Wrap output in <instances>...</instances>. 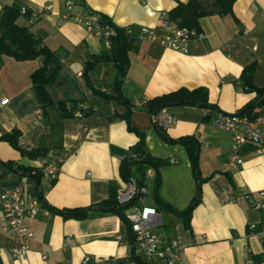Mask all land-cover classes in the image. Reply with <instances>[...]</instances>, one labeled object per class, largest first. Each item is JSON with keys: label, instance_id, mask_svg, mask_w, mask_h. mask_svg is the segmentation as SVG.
<instances>
[{"label": "crops", "instance_id": "1", "mask_svg": "<svg viewBox=\"0 0 264 264\" xmlns=\"http://www.w3.org/2000/svg\"><path fill=\"white\" fill-rule=\"evenodd\" d=\"M189 1L0 0V17L4 7L27 10L30 16H20L17 25L27 28L61 65L60 83L46 86L53 104L42 109L29 78L42 60L16 62L0 57V102L4 101L0 105V136L17 131L23 151L46 152L43 157L29 159L0 141V161L33 168L40 175L47 167L56 171L54 180L21 178L17 186L26 197L38 200L40 194L57 210L99 205L128 184L121 177V161L138 142L124 121L107 120L122 114L124 108L90 93L80 76L88 61L108 55L110 50L64 17L95 14L121 29L146 27L162 35L161 14L169 15ZM67 3L72 6L70 11ZM198 26L203 38L192 40L186 55L133 40L121 94L134 107L130 126L143 134L146 152L169 163L158 169L156 191V172L148 169L143 174L144 187H150L148 205L161 217L155 232L165 240H178L188 264H252V257L264 258V242L249 229L251 225L260 229L262 213L243 196L264 191V148L247 149L242 165L231 170L227 164L231 136L214 127L213 120L217 113L236 114L256 97L242 86L244 69L252 66L251 84L264 89V0H236L231 16L203 17ZM114 77L109 62L96 64L88 74L92 89L105 94L112 93ZM180 89H205L210 105L169 109L175 122L164 130L170 140L190 139L198 149L197 176L202 183L189 229L184 227L180 213L197 190L190 158L183 145L167 143L160 137L144 107L145 102ZM73 103H77L75 111H82L84 117H61L59 105L69 111ZM90 108L94 112L88 114ZM259 112L260 117L251 122L254 125L264 121V105ZM1 174H5L0 179L4 184L17 180L15 174L0 168ZM155 196L169 209H160ZM225 197L229 202L223 200ZM27 224L33 238L23 258H12L14 241L0 231V264H84L86 257L92 258L89 264L129 262L126 225L112 213L93 210L84 220L39 213Z\"/></svg>", "mask_w": 264, "mask_h": 264}, {"label": "trees", "instance_id": "2", "mask_svg": "<svg viewBox=\"0 0 264 264\" xmlns=\"http://www.w3.org/2000/svg\"><path fill=\"white\" fill-rule=\"evenodd\" d=\"M235 1L236 0H190L186 6L179 4L176 9L169 13L168 16L169 19L175 22L179 27H184L198 32V20L200 18L208 16H231L232 7ZM20 16H25L28 18L30 15L28 12L25 15H21L19 9L14 5L3 8V12L0 17V57L4 56L12 58L16 62L35 61L39 58L42 60L41 65L30 74L29 78L38 104L42 109H45L53 104L48 92L46 91V86L60 83V61L47 47L43 46L40 41L35 39L32 34L29 33L27 28L17 25L16 21ZM100 17L105 23L112 25L108 19L103 16ZM112 27L115 30V36L111 39V48L109 54L94 57L91 59V61H88L85 64L83 73H81L80 76L86 82V86L90 93H96L101 98H103V100L115 102L124 108V112L122 114H116L107 118V120L109 122L113 120L124 121L127 125V130L135 134L138 138V142L133 148L129 150V152L121 161L122 179L124 181L133 179L137 187H144L145 182L143 179V174L146 170L153 169L156 172V177L154 179V191H156L159 181L158 169L164 165H168L169 163L166 160L152 158L145 150L143 134L130 126V113L134 107L123 98L121 94V85L128 70L127 52L133 49V39L125 35L124 29L113 25ZM101 62L111 63L115 70L111 94L95 91L92 89L88 80L89 72H91L92 68L96 64ZM252 72V66L244 69L242 71L240 81L245 91L249 93H255L256 97L246 107L236 113V115L245 117L250 122L257 120L260 117L259 109L262 107V105H264V89L255 88L249 80ZM76 105L77 103H73L69 111L66 110L63 105H59L61 117L73 115L74 111L76 110ZM188 105L210 108L207 100V91L205 89H197L193 91L180 89L176 92L156 97L145 102L144 104L147 113L153 119V124L160 134V137L167 143H177L183 145L190 158L192 170L197 180V190L196 195L189 206L182 213H180V215L183 217L182 221L186 229H189L192 210L196 207L200 200V184L202 181H200L197 176L198 149L196 144L190 139H179L177 141L170 140L165 135L164 130H162L157 125L154 115L156 114L157 116L162 109H174ZM93 112L94 111L92 108L88 109V114ZM18 137L19 133L17 131H12L11 133H5L1 135L0 141L9 144V146L17 150L21 156L27 157L29 159H36L45 156L46 152L44 150L35 149L31 151H23L18 145ZM0 168L5 170V173H13L17 176L16 181H12L7 184H4L1 180L0 190L17 186L20 179L23 177H32L38 179L41 176L33 168L24 167L10 161H0ZM133 172H135L137 175H133ZM4 175L5 174H1L0 179L3 178ZM138 200L139 197H136L129 204L119 205L116 201V196L112 195L107 201L86 209L57 210L49 207L43 200L42 196L40 194L38 195L39 203L45 207L44 209L48 213L58 215L64 220H84L87 218L88 213L93 210L116 215L122 222L125 223L127 228L126 243L130 250L128 264L130 262L134 264H149L147 261L134 254V237L124 215L125 210L136 204ZM155 200L160 209H169V207L165 206L159 201L157 196H155ZM252 264H264V258H262V256H254L252 257Z\"/></svg>", "mask_w": 264, "mask_h": 264}, {"label": "built area", "instance_id": "3", "mask_svg": "<svg viewBox=\"0 0 264 264\" xmlns=\"http://www.w3.org/2000/svg\"><path fill=\"white\" fill-rule=\"evenodd\" d=\"M50 8V6L47 7V9ZM71 8V4L67 3L66 9L70 11ZM19 12L21 15H25L27 10L21 8ZM64 18H69L88 34L100 39L105 49L110 50L111 39L115 36V30L112 25L101 20L99 15L87 14L81 17L65 16ZM160 20L162 35H157L154 29L146 27L137 31L126 28L124 29L125 35L133 40L147 41L183 55L189 53L192 40L203 38L199 32L179 27L169 19L166 13L161 14ZM2 104L4 101L0 102V105ZM73 116L80 119L84 117V113L74 111ZM155 121L162 130H165L175 122V116L169 109H162L155 117ZM213 125L231 136V147L227 153V164L231 170L242 165L243 155L247 149L264 148V121L260 125H254L245 117L236 114L217 113ZM41 176L46 180H54L56 171L47 167L42 171ZM146 194L147 189L137 187L134 182L126 184L116 193V201L119 205L129 204L134 198L139 197L138 202L124 212L134 237V254L149 263L188 264L183 256V247L178 240H165L155 232V228L161 224V217L154 207L145 203ZM243 198L251 207L262 213L260 229L256 230L255 225H251L249 229L264 242V191L246 194ZM223 200L229 202L226 197ZM39 213L46 214L48 212L45 209L42 210L37 199L26 197L19 186L0 190V231L10 235L14 241L10 250L12 258L19 259L27 255L29 242L33 238L27 222L35 219ZM117 239L121 240L120 237ZM91 261L92 258L86 257L83 263L89 264ZM129 264L134 263L130 262Z\"/></svg>", "mask_w": 264, "mask_h": 264}, {"label": "rangeland", "instance_id": "4", "mask_svg": "<svg viewBox=\"0 0 264 264\" xmlns=\"http://www.w3.org/2000/svg\"><path fill=\"white\" fill-rule=\"evenodd\" d=\"M146 188H147V192H148V193H147V197H146V198H147L146 203L148 204V203H149L148 200L150 199V197H149V190H150V187L147 185Z\"/></svg>", "mask_w": 264, "mask_h": 264}, {"label": "water", "instance_id": "5", "mask_svg": "<svg viewBox=\"0 0 264 264\" xmlns=\"http://www.w3.org/2000/svg\"><path fill=\"white\" fill-rule=\"evenodd\" d=\"M155 117H156V114L154 115V118H155ZM127 182H128V183H132V182L135 183V181H134L133 179H128Z\"/></svg>", "mask_w": 264, "mask_h": 264}]
</instances>
